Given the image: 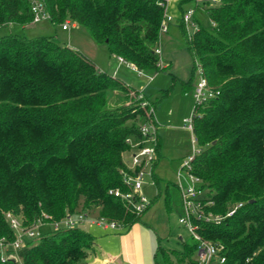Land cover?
<instances>
[{
  "label": "trees",
  "instance_id": "1",
  "mask_svg": "<svg viewBox=\"0 0 264 264\" xmlns=\"http://www.w3.org/2000/svg\"><path fill=\"white\" fill-rule=\"evenodd\" d=\"M42 1L50 23L68 19L136 70H160L154 49L161 44L164 6L157 0ZM187 1L177 0L180 14ZM204 10L211 28L195 18L189 35L180 15L193 62L187 84L199 67L214 93L192 108L200 149L190 173L212 201L206 212L222 218L197 220L196 232L222 247L224 261L209 264H264V0H222ZM32 18L28 0H0V26H24ZM116 94L118 103H111ZM146 99L52 36L1 35L0 239L14 238L7 213L23 225L75 212L119 222L125 231L140 222L142 214L108 191L131 190L123 182L124 173L135 174L127 165V140L140 136L137 118L148 119L153 105ZM158 147L157 139L156 156ZM95 243L82 226L47 229L28 240L17 259L0 257V264H86ZM197 248L193 237L182 250L158 241L154 261L198 264Z\"/></svg>",
  "mask_w": 264,
  "mask_h": 264
},
{
  "label": "rangeland",
  "instance_id": "2",
  "mask_svg": "<svg viewBox=\"0 0 264 264\" xmlns=\"http://www.w3.org/2000/svg\"><path fill=\"white\" fill-rule=\"evenodd\" d=\"M183 10L195 8L193 0L181 5ZM180 10L177 0H169L166 17H172L168 23L166 32H161V47L163 56L159 71L151 73H139L124 62L111 56L103 43L95 42L87 30L82 26H72L63 31L61 25L52 24L49 21L39 23L9 24L0 26V36L11 33L25 34L26 36L49 35L57 42L68 45L89 57L102 71L121 79L124 83L138 90L154 107L153 122L156 135L160 140V152L153 169L154 176L146 168V173L141 177L140 194L152 201L148 213L143 220L149 222L153 252L158 241L164 247L183 249L184 242H191L192 237L186 226L178 222L181 213V202L178 189L173 186L180 181L186 185V172L182 169L184 160L193 154V147L199 148V144L192 141L191 132L184 126L185 120L190 119L195 102L194 88L199 79V74L194 71L192 82H184L186 76H191L192 56L186 49L184 36L180 28ZM195 18L198 23L206 28H211L210 19L202 4L196 8ZM167 22V21H166ZM184 28V27H183ZM195 29L189 26V32ZM185 30V29H183ZM161 54V55H162ZM167 67L164 68V65ZM121 95L116 94L111 103H118ZM138 126L146 124L151 126L148 119L138 117L135 121ZM181 171L182 176L177 175ZM169 185L170 203L167 205V185ZM98 210V209H97ZM97 210L93 211L97 213ZM82 228L91 232L98 244L97 257L102 258L110 250H117L120 246V233L122 228L115 232L103 230L95 225L83 224ZM9 255L15 253L9 252ZM195 252L194 257H196ZM94 255L90 257L93 259Z\"/></svg>",
  "mask_w": 264,
  "mask_h": 264
},
{
  "label": "built area",
  "instance_id": "3",
  "mask_svg": "<svg viewBox=\"0 0 264 264\" xmlns=\"http://www.w3.org/2000/svg\"><path fill=\"white\" fill-rule=\"evenodd\" d=\"M158 3L164 6V17L162 24L160 26V32H166L168 29V23L172 17H166L167 4L169 0H157ZM195 8L184 10L181 14L182 23L188 33L189 26L197 27V22L195 20V11L199 4H202L203 8L211 5H218L222 0H194ZM30 9L32 11V22L39 23L48 21L50 19V14L46 10L45 4L42 0H28ZM167 21V22H166ZM69 24L75 26L74 22L70 20H65L61 24L63 30L69 29ZM157 55H161V47L158 46L154 49ZM120 62H124L120 57H117ZM125 63V62H124ZM128 64V63H126ZM162 64L161 57L159 65ZM132 68V65L128 64ZM135 69V68H134ZM138 71V70H137ZM196 71L199 74V79L194 88L195 102H200L207 97H212L214 95L213 91L208 87L206 78L202 75L200 68L198 67ZM142 73L141 71H138ZM192 114V113H191ZM154 109L150 106L148 110V120L153 124ZM185 128L188 129L192 134V121L186 119ZM138 131L140 136L137 138L130 137L127 142L130 146L129 151V161L127 163L128 168L135 171V174L124 173L123 182L130 187V191H121L119 189H110L108 193L115 197H120L125 203L130 207L137 215L142 214L150 205V200L140 194L141 188V177L146 173V168H149L151 175L153 174L154 162L156 158V145H157V135L155 132V127L152 129L146 124L138 125ZM192 141H195L192 135ZM200 148L193 147V154L188 156L184 160V165L182 167L186 172V185L182 186L180 181H178L177 186L179 188L180 202H181V213L178 218V222L187 227L191 237L198 242L196 259L198 264H209L213 259H219L220 262L224 261V257L219 256V252L222 247L218 244L208 242L201 238V236L196 232L197 220H204L206 222L219 223L221 218L219 215H215L211 212H206L205 206L212 203L205 196V190L201 187L202 181L200 178L192 175L190 169L192 167V159L199 152ZM138 168L137 170H135ZM179 177L182 176L181 171L177 174ZM240 206L236 205L234 208ZM234 208L229 209L226 216L231 215L234 212ZM9 225L14 232V238L12 241L6 242L4 239H0V257L3 259L14 258L17 259V252L24 248L28 240L37 238L43 231L57 230L60 228L71 229L77 226H82L83 224L95 225L103 230L115 231L122 229V224L116 221L108 220L100 215L92 214L88 212H75L68 213L61 220L56 221H45L38 219L32 224L23 225L22 221L17 217L6 214ZM14 252V255H9L7 253Z\"/></svg>",
  "mask_w": 264,
  "mask_h": 264
},
{
  "label": "crops",
  "instance_id": "4",
  "mask_svg": "<svg viewBox=\"0 0 264 264\" xmlns=\"http://www.w3.org/2000/svg\"><path fill=\"white\" fill-rule=\"evenodd\" d=\"M161 54H162V50H161ZM160 56H163V54ZM115 58L118 60L117 57ZM166 67L167 64L164 65V68ZM190 77L191 76L189 77L186 76L187 79L184 82L187 83ZM152 125L155 126L154 122ZM156 130L155 132H157ZM157 139L159 142V147L157 151L156 160H158V156L160 152V140L158 135H157ZM151 203L152 201H150L149 207L151 206ZM149 207L142 213L140 222H136L132 224L130 228L127 229L124 233L122 234L120 233V237H119L120 246L117 247V250H110L109 253L106 252V255L100 258L97 257L96 255L95 250L97 249L98 244L95 243L96 249L93 248V250L89 253V255L86 258V264H156L154 261V252H153V245L151 242L150 230L149 228H147V226H149V222L143 220L144 219L143 217L148 213ZM115 231H110V232H115ZM92 255H94V258L90 259Z\"/></svg>",
  "mask_w": 264,
  "mask_h": 264
}]
</instances>
